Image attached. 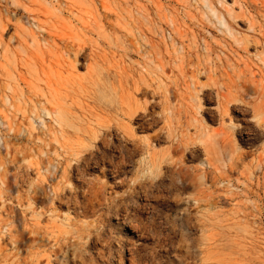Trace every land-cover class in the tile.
I'll return each instance as SVG.
<instances>
[{
    "label": "rangeland",
    "instance_id": "obj_1",
    "mask_svg": "<svg viewBox=\"0 0 264 264\" xmlns=\"http://www.w3.org/2000/svg\"><path fill=\"white\" fill-rule=\"evenodd\" d=\"M262 119L264 0H0V264H264Z\"/></svg>",
    "mask_w": 264,
    "mask_h": 264
},
{
    "label": "bare ground",
    "instance_id": "obj_2",
    "mask_svg": "<svg viewBox=\"0 0 264 264\" xmlns=\"http://www.w3.org/2000/svg\"><path fill=\"white\" fill-rule=\"evenodd\" d=\"M263 4V3H262ZM211 92V91H210ZM226 103V102H225ZM222 111H223V114H228V109H229V106H228V103L227 104H224V101H223V103H222ZM263 120V119H262ZM261 120V121H262ZM262 124L264 125V120L262 121ZM219 134V133H218ZM233 134V133H232ZM224 135H226L225 137H223V141H226V138H229L230 136H228L229 134L228 133H224ZM224 149H226V148H224ZM260 155V154H259ZM230 158V157H229ZM232 160H233V157L231 158ZM260 162H259V166L261 165H263V163H264V161H263V159H264V154L262 153L261 155H260ZM230 160V159H229ZM232 160H230V162L232 161ZM212 161H213V159L211 158V157H207L206 158V161L205 162H207V164H209V165H212ZM234 161V160H233ZM263 161V162H262ZM135 225H137V223L135 224ZM134 225V226H135ZM139 228H140V226H139ZM133 258V257H132ZM131 262H133V260H131ZM130 262V263H131ZM132 264V263H131Z\"/></svg>",
    "mask_w": 264,
    "mask_h": 264
}]
</instances>
